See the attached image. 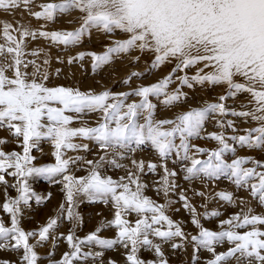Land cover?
Segmentation results:
<instances>
[{
	"label": "snow or ice",
	"instance_id": "snow-or-ice-1",
	"mask_svg": "<svg viewBox=\"0 0 264 264\" xmlns=\"http://www.w3.org/2000/svg\"><path fill=\"white\" fill-rule=\"evenodd\" d=\"M33 4L36 0H0V11L23 10L35 20L45 22L53 21L58 13L76 11L81 14L82 27L75 32L49 33L31 31L23 25L14 28L7 22L0 25V131L7 129L13 138L22 141L18 145L22 153L0 150V185L5 189L15 188L18 193L16 199H8L5 192L6 202L2 207L10 217L11 227H5L0 220V250H22L19 264H38L40 257L29 241L37 236L38 243L47 241L58 221L50 220L38 233L21 230L19 217L22 207L27 206L34 195L28 179L33 176L62 177L58 182L65 192L67 207L61 205V214L67 213L66 219L73 224V231L66 237H59L71 251L56 264H74L81 257L102 261L103 252L82 251V246L92 244L101 249H113L119 245L125 250L126 264H146L139 258L141 249L153 251L157 261L151 264H168L163 245L172 244L175 251L181 248V244L174 241L186 240L181 227L165 214L166 207L176 201L160 205L143 194L147 186L137 175V172H144L143 161L132 160L136 172L128 170L127 176L119 181L105 177L99 171L103 163L122 167L117 165V159L128 158L121 154L108 160L109 153L133 152L146 144H150L163 161L159 164L163 179L157 181L161 187L156 191L165 197L176 187L174 178L177 172L170 171L166 163L175 153L179 160L190 164L182 169L185 180L230 176L237 189L247 190L264 208V163L248 159L226 163L223 154L231 149L223 133L201 136L210 115H231L259 125L246 130L245 135L231 139L241 147L264 150V0H65L61 4L40 3L37 5L40 10L35 12L31 9ZM92 26L106 34L119 31L126 39L114 41L115 47L107 49L103 56L81 53L77 60L91 55L94 67H99L110 62L111 53L136 50L153 57L151 66L154 69L172 64L171 72L155 84L117 95L107 91L93 94L73 88L47 87L46 66L50 61L47 58L41 63L35 59L25 60V56L39 57L41 53L25 51L24 41L42 38L67 47L76 45L81 35ZM72 62L68 61L69 64ZM29 68L32 69L30 75ZM191 69H196V72L189 77L187 72ZM178 73L184 75L178 76ZM177 82L180 87L169 92L170 86ZM193 84L219 86L227 95H221L218 102L208 104L204 109H193L174 120L155 119V106L150 97H163L164 106L171 107L185 99L182 88H192ZM241 94L250 100L246 106L250 110L229 112L225 101ZM131 97L138 98L139 103H128ZM69 113L95 114L98 125L88 127L87 122L80 121V127L72 128L70 125L76 121ZM216 127L236 131L231 121L225 124L217 120ZM77 138L95 142L102 154L95 161H81L79 157L65 159V152L90 151L87 144L83 147L74 144L73 140ZM193 138L215 141L219 149L193 148L190 146ZM41 140L52 142L55 158L52 166H34L31 152ZM6 143L7 140L0 139V146ZM205 155L206 160L196 158ZM75 163L87 164L90 169L88 175L77 179L69 174L70 166ZM157 167L155 163L147 164L153 173ZM6 176L16 183L9 185ZM196 194L203 196V193ZM81 195L91 203L107 205L111 202L114 219L108 226L117 230L116 239H99L100 229L88 235L86 240L77 241L75 227L80 216L74 213L73 208L76 197ZM218 196L221 201L233 204L232 195L218 193ZM179 201L183 202L185 211L191 209V223L199 230V235L191 238L196 250L203 249L210 254L211 258L205 264H264V215L255 214L251 208L242 210L241 214L222 221L220 231L216 232L202 227L196 219L195 208H191L183 194ZM132 215L137 218L134 224L126 218ZM219 215L211 213V217ZM209 218L205 216V219ZM150 237L159 242L154 243ZM225 243L228 248L218 252L217 247ZM107 264L114 262L108 261Z\"/></svg>",
	"mask_w": 264,
	"mask_h": 264
},
{
	"label": "rangeland",
	"instance_id": "rangeland-1",
	"mask_svg": "<svg viewBox=\"0 0 264 264\" xmlns=\"http://www.w3.org/2000/svg\"><path fill=\"white\" fill-rule=\"evenodd\" d=\"M64 2L65 0H36V4H33L31 9L33 12L39 11L40 9L37 5L40 3L61 4ZM5 22L10 23L14 28L23 25L31 31H46L49 33L56 31L75 32L82 27L81 14L76 11L58 13L54 20L50 22L37 21L23 10L12 12L0 11V25ZM15 34L13 33V35ZM125 39L126 36L119 31L106 34L101 29L92 26L81 35L80 41L76 45L67 47L53 44L51 41L42 38H38L35 41L31 39L26 40L24 41L26 46L25 51H37L41 55L39 57L25 56L24 59H35L37 63H41L45 58L50 61L46 66L48 71L47 87L73 88L79 89L81 92H92L93 94H101L106 91L113 95L131 93L140 86L146 87L159 82L171 72L172 64H165L159 69H154L151 66L153 57L149 54H141L136 50L128 53H111L110 62L99 67H94L91 55H85L83 60L76 59L81 53L103 56L106 54L107 49L115 47L114 41H123ZM69 60L73 62L69 64ZM27 71L30 75L32 69L29 68ZM195 72L196 69L188 70L187 75L191 77ZM134 73L138 75L134 76ZM177 75L181 76L184 74L178 73ZM177 87H180L178 82L172 84L168 91L174 92ZM181 91L185 99L171 107L164 106L162 103L163 97L160 99L150 97V102L155 106L156 120H174L179 115L193 109H204L208 104L218 102L221 95H227L224 88L209 85L200 86L193 84L192 88L185 87ZM127 102L139 103V99L131 97ZM225 104L229 112L233 110H250L249 107H246L250 104V100L243 94L234 99L230 98L226 100ZM68 115L76 121V123L70 125L72 128L80 127V121L87 122L88 127L98 125L95 114L76 115L69 113ZM217 120H221L225 124L231 121L236 131L234 132L228 127L223 129L217 128ZM258 126L251 120L246 123L243 119L231 115L225 117L210 115L209 119L205 122L204 131L201 133V136L207 137L211 134L223 133L226 137L225 142L229 145V149H231V151L223 154L226 163H231L234 159L258 160L264 163V150L241 147L231 139L232 137L245 135L246 130H251ZM0 139L8 141L5 145L0 146V150H3L5 153L13 151L22 153V149L18 147L22 141L13 138L7 129L0 131ZM73 143L80 147L87 144L90 151L65 152V159L79 157L81 161H95L102 154L99 152L95 142L77 138L73 140ZM176 143L179 144V140ZM190 146L207 151L219 149L215 141L202 138H193L190 141ZM53 151L51 141L41 140L31 152V155L35 159L34 166L46 167L54 165L55 158L52 155ZM121 154L128 157L123 160L117 159V165H122V167H114L110 163H103L99 169L103 176L111 177L114 181H119L121 177L127 176L128 170L136 172V169L133 168L132 160L137 162L143 161L145 164L144 172H137L140 182L147 186L143 194L160 205H168L169 201H176V203L166 207L165 214L181 227L185 233L186 240H175L174 243L181 244V248L175 251L172 244L163 245L162 250L168 264H205L211 258L210 254L203 249L197 251L196 245L192 242V236H198L199 230L191 223L193 218L191 209L185 211L183 202L179 201L181 194L187 198L191 208H195L196 219L199 220L202 227L211 231L219 232V225L222 221L231 218L233 215L241 214L242 210L247 211L251 208L255 214L264 215V208L259 206L258 198L253 199L248 191L243 188L237 189L230 176L222 175L218 179L213 180L205 178H197L192 181L185 180V173L182 169L189 167L190 164L179 160L175 153H173L166 163L170 171L177 172V176L174 178L176 187L171 189L170 194L165 197L163 193L156 191L161 187L157 181L163 179V170L159 167V164L163 163V161L159 159L158 154L150 144L141 146L133 152L109 153L107 159L111 160L113 157H118ZM190 155H195V153H190ZM196 158L206 160L207 156H196ZM149 163L158 165L154 173L148 170L147 164ZM246 167H251V165H246ZM89 171L90 169H88L87 164L75 163L70 166L69 174L80 179L88 175ZM6 179L9 185L16 183L11 177L6 176ZM61 179L62 177L49 179L36 176L28 179V185L34 195L30 197L29 204L22 207V215L19 217L21 230L26 233H38L43 227L48 225L50 220L56 219L58 221L57 225L51 230V235L47 241L38 243V236L29 241L31 245L35 246V251L40 257L38 264H56L58 260L62 259L64 254L71 251L66 242L59 239V237H66L73 231V224L66 219L67 213L61 214V205H64L65 208L67 207L65 192L62 189L61 183L58 182ZM5 192H7L8 199H16L18 193L15 188L9 187L5 189L3 185H0V220L4 222L5 227H11L10 217L7 213L3 212L2 207L6 202ZM196 193H203V196H198ZM218 193L232 195L234 197L233 204L221 201ZM241 201L244 202L243 205ZM73 211L80 216V221L77 222L78 226L75 227L77 241L86 240L88 235L100 229L102 230L99 231V239H116L117 230L108 226L114 219V208L111 202L107 205L103 203H91L85 196L81 195L76 197ZM213 212L220 213V215L211 217V213ZM205 216H209L210 218L205 219ZM126 218L133 224L137 219L135 215ZM166 227L165 225L164 230H166ZM241 234H243L242 231ZM152 239L154 243L159 242L154 238ZM227 248L228 245L225 243L223 246H218L217 251L223 252ZM82 251L84 253L103 252V260L94 262L91 258L85 260L81 257V260L74 262V264H107L108 261H113L114 264H126L125 250L119 245H116L113 249H101L92 244L87 247L82 246ZM22 255V250L18 252L8 250L7 248L2 249L0 250V264H19ZM138 255L146 264L157 261L153 251L141 249Z\"/></svg>",
	"mask_w": 264,
	"mask_h": 264
}]
</instances>
